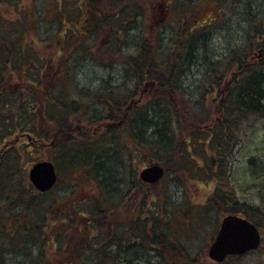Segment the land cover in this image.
Wrapping results in <instances>:
<instances>
[{
    "label": "trees",
    "instance_id": "1",
    "mask_svg": "<svg viewBox=\"0 0 264 264\" xmlns=\"http://www.w3.org/2000/svg\"><path fill=\"white\" fill-rule=\"evenodd\" d=\"M73 1L75 4L68 5ZM169 1L173 5L179 6V9L175 11L177 12L178 20L176 23L180 29L177 32L176 46L172 49L173 53L171 55H174V57H166L165 54L163 56L160 55L165 51L163 41L168 38L167 29L170 26L167 24L169 23L168 21L159 24L157 22L155 32L153 34H146L149 37V42L144 44H141L140 41L137 42L135 44L136 52L128 56L127 60L129 61H123L124 72H127V80L123 81L122 86L133 83L136 89V86L141 87V84L144 85L146 82V78H149L151 80H148L146 83L148 88L155 85L160 88L159 90L162 95L173 94L174 91L178 101L172 99L167 102V97H159L158 99L146 102L142 106L133 105V107L131 106L132 108L129 107L127 117L130 115V132L141 141V145L152 147L150 142H154L156 146L165 149L171 154L167 162L163 160L162 163L160 162L166 171L164 178L166 174H169L170 163L177 145H180L179 149L181 153L184 151L190 155L189 147L198 153L199 150L197 149H200L201 152L207 143L206 146L214 152L213 157L208 155L205 158L204 164H200L194 156H192L193 158H186L181 154V161L183 163L180 165H184V168L191 170L193 174L198 175L201 172H206L207 176H203L198 180L200 185H203V182L210 181L212 178L215 179L213 198H207L209 204L210 201L217 199V207H222L224 215L229 213L244 215L262 229L264 228L262 223L264 209L253 204H246L245 201L242 202V200L237 199L234 193H232V189H230L232 188L231 183H225L222 179L224 172L221 171L222 162L225 163L224 167L226 168L229 161L227 159L228 154H231L238 142L237 131L240 128V124L250 116L254 117L256 114H264V26L262 19L258 21L259 23L251 22L249 24L250 30L248 36L254 42L251 47L247 48V50H245L243 45L228 48L223 55H216L217 59H215L213 56L205 55L203 42L204 40H209L213 22L218 19L212 17L204 28L203 24H198V20L191 25L192 21L190 19L186 23L185 13L188 9L189 11L198 12L201 5H198L197 9H195V0ZM209 1L211 2L212 0ZM214 1L216 4L215 11L220 18L221 14H223L222 10L225 8L224 0ZM19 2L20 0H0V4H5V7L18 5ZM80 2L81 0H54L57 14L53 21L60 27L54 33L60 40L59 43L55 42L59 47L57 51L58 65L57 63L55 65L48 64V61L37 59V55L34 53V48H32L31 44L33 39L30 41L28 36L33 23L29 10L26 12L23 10L19 11L20 16H22L19 18L20 24L0 10V262H5L10 257L8 256V251H5V245H17L23 241L30 243L32 247L39 248L38 254L35 257L31 255L30 259H26V262L27 260L29 262L28 264H50V260L45 259L44 253L47 250L46 243L50 240L55 244V248L63 252L65 259L71 258L68 259L71 264H122L121 262H126L127 260L132 261L130 250L123 248L122 244L116 240L113 241L116 233L113 232L112 234V230L106 234L108 239H105L107 241V245L105 246H100V243L103 241L99 240L89 243L85 248L81 247L79 249L75 247V249L67 250L65 246L68 248L71 246L65 245L67 242L66 238L63 239L65 242L57 239L72 232H79V228L73 223L74 218L70 216L69 212H58L56 210L55 204L60 199H57L56 203H52L51 201L44 202L42 197L47 193H40L35 189L27 176V171L30 165H32L31 162L34 163L36 162L35 160H39L33 157L32 149L36 147L39 149V144L48 146L52 145L53 142H57L59 148L61 144L60 155L52 159L57 166L60 162H63L69 169L75 166L81 167L87 176L92 174L90 172L95 171V176L92 177L99 182L102 180L104 182L106 175V179L109 182L120 175L119 167H121V163L114 153H109V151L107 153H100L86 146L83 149L81 157L79 151L74 153L68 151L65 147L63 148V139L70 135L75 137L83 132V130L82 132L74 130V123L82 124L80 120L83 121L78 118V111L81 109L80 105L83 102L81 104L78 100L69 98L68 92L71 84L66 79V75L67 73L70 75L69 62L72 52L76 49L86 53H97L98 51L99 54L103 50H108V54L113 55L114 53L105 45V40L107 38L109 40V36L111 35L109 33L111 28L118 30L116 25L120 24L122 26L121 30H123L124 22L126 20L131 22L130 18H134L133 21L138 23L140 19H143L142 17H147L145 13V11L147 12V8L144 5H148L145 0H90V5L91 3L92 5H99L97 9L92 8L89 13L90 15L93 14L94 19L97 18V20H94V22H91V19L87 20L88 25H86L85 30H82L83 24H81L82 18L80 13L83 5ZM245 4L250 7L247 10L248 12L255 11V5L251 3ZM234 5H238V3ZM239 5L242 6V3H239ZM16 7L13 9H16ZM44 8L47 10L49 7L44 5ZM208 10H210V7H204L199 14L208 12ZM258 10L263 12L262 8ZM241 11L245 14V10L241 9ZM244 14L243 20H248V16L246 18ZM156 15L153 14L152 5L151 19H156ZM120 17L121 23L118 22ZM44 19L49 20L46 17ZM66 21H69V23L65 24ZM61 23L66 26H60ZM34 26L39 35H48L50 41L54 40V35H49L54 31L51 33H41L39 32L38 22L33 24ZM198 26L202 28L196 31ZM210 26L212 27L210 28ZM127 29L128 27L124 30L126 35ZM158 30L159 32H157ZM89 40H92V42H89ZM87 42L89 45H86ZM258 48L263 50V55L259 59H253V56L259 51L257 50ZM195 64L198 65V68L205 65L208 66L202 70L204 81L201 84L196 83L195 86L191 87L192 84H188L186 77L190 74L188 71L190 66H194ZM223 64H227V69L230 70L229 75L232 78L224 86L225 97L219 100L220 120L205 123L204 118L199 117L204 112V108L206 109V106L197 107L196 104L200 103L201 99L205 102L208 93H218L226 73L221 71ZM235 64L238 65L241 72H233L232 74L231 68ZM50 72H52L51 78L53 77V81L49 87L47 77ZM44 77H46V80H44ZM199 85L204 86V91L196 90L200 88ZM108 88L110 87L107 86L106 93L103 94L106 95V98H112L113 103L108 101L107 104L115 107L109 112V115L116 113L118 109L121 110L122 106L125 108V104L137 93L133 92L128 96L119 97L116 95V88ZM183 89L184 93H182L179 99V92ZM84 95L87 96L86 93ZM98 100L102 101L101 99ZM184 108L188 114L192 112V116H194V112L201 113L197 117H194L196 121H194L195 125L192 127L187 124H185V127L180 123L179 118H182L181 110H184ZM38 117L41 119L36 123ZM104 120V117H101L98 121L102 122ZM44 121L45 125L48 126L46 132L44 131ZM29 134L32 136L31 141L28 139ZM56 134L58 136L57 139H55ZM104 141L101 139L98 142L101 144ZM45 143L47 145H43ZM74 156L79 158L75 163ZM209 157L210 160L207 162ZM218 165L220 170H218ZM15 168L25 173L21 178H25L27 183H22V179L14 182L13 175L15 174ZM132 176L129 190L130 195H132L135 187L139 191L140 189L149 187L147 194L153 199V202H157V198L163 197L164 190L162 187H158L164 178L159 182V186L157 187L154 184L144 183L137 175H134L133 171ZM148 195L147 197L149 198ZM94 196L97 197V195ZM83 201L89 203L90 198H86ZM81 203L77 204L79 209L77 211L78 216L86 213V211H82L85 205ZM93 204L100 206L98 200H94ZM170 204L174 206L173 203L170 202ZM98 206H96V209L94 208L96 213H90L101 217L103 208ZM139 210L141 211L142 209L140 208ZM178 214L180 215V212ZM186 215L185 229L187 228L186 225L194 222L192 219L198 217L192 206L186 211ZM177 217L178 221L180 219L184 220V217ZM57 218L61 219V221L58 222V225L54 226V234L50 236L48 234V232L51 233L52 225L50 224ZM78 219L83 223L85 218L81 216ZM45 222L47 223L45 224ZM100 228L98 227V229ZM102 235L104 234L100 233L95 238ZM86 236L82 237L85 238ZM151 241L150 248H153L156 252L160 251L159 244L161 240L151 239ZM108 243L116 244L117 248L114 251L110 250ZM185 249L187 250V248ZM87 251L88 254L90 251H93L97 255L98 260L96 262H88L85 259ZM22 254L19 251L9 255L23 258ZM184 255L186 259H182L183 263L193 264V261L187 257L188 255L185 252ZM140 256L138 258L139 262L146 255L143 253ZM15 257L12 258L17 259ZM231 257L239 258L240 256ZM126 264L135 263H130L129 261Z\"/></svg>",
    "mask_w": 264,
    "mask_h": 264
},
{
    "label": "rangeland",
    "instance_id": "2",
    "mask_svg": "<svg viewBox=\"0 0 264 264\" xmlns=\"http://www.w3.org/2000/svg\"><path fill=\"white\" fill-rule=\"evenodd\" d=\"M145 1L148 5H144V7L147 8V12L144 10L147 14L146 18L142 17L143 19H140L138 23L133 21L134 18H130L131 22L126 20L123 24V30H121L122 26L120 24L116 25L118 30L111 28L109 32L111 35L109 36V40L108 38L105 40V45L114 53L113 55H109L108 50H103V52L99 54L98 51L97 53H86L76 49L72 52V57L69 62L70 75H68V73L66 75V79H68L71 84L68 92L69 98L76 99L81 104L83 102V104L80 105L81 109L78 111V118L83 120H80V123L84 125V129H78L77 123H74V128H77L74 130L76 132L78 130H81L78 132H82L83 130V132L75 137L70 135L63 139V148L65 147L68 151L74 153L79 151L81 157L83 155V149L86 146L100 153H107L108 151L109 153H114L121 163V167H119L120 175L110 182L106 179V175L105 181L103 182L102 180L99 182L92 177L95 176V171L90 172L92 174L87 176L81 167L75 166L69 169L59 160L60 164L58 165V171L60 172V183L54 190L44 194L42 200L46 203L49 201L56 203L57 199H60L59 202L55 204L56 210L58 212H69L70 216L74 218L73 223L79 228V232L71 231L72 233L69 235L57 239L65 242L63 239L66 238L67 242L65 245L68 244L71 246L69 248L65 246L67 250H71L72 248L75 249V247L79 249L81 247L85 248L89 243L99 240L103 241L100 243V246H105L107 245L105 239H108L106 234L110 233L112 230V234L113 232L116 233V236L113 237V241L116 240L118 243H121L123 248L130 250L131 255L133 254L136 256L135 253L137 252L140 258V254L145 253L146 256L143 257L142 261L139 262V259L134 260L135 264H184L182 260L186 259L184 252L188 255V258H191L193 264H217L210 259L207 253L209 245L217 234L221 219L224 217L222 207H217L218 200L215 199L210 201V204L207 200L208 197L213 198L212 194L213 190H215V179L212 178L210 181L203 182V185H200L198 180L203 176L206 177V172H201L198 175L195 173L193 174L191 170L185 169L184 165H180L183 163V161H181V154L186 158H193L192 156H194L200 164H204L205 158H207L208 155L213 157L214 152L206 146L207 143L205 146L203 144L204 149L201 150V152L200 149H197L199 150L198 153L195 152L193 148L189 147L190 155H188V152L184 151L181 153L179 149L180 145H177V149L170 163L171 168L169 174H166L160 186L159 184L156 185L157 187L159 186L158 188L162 187L164 190L163 197L157 198V202H153V199L147 194L149 187L140 189V191L135 187L132 195H130L129 192L131 178L133 177L132 171L134 175H137L140 179L139 174L141 170L150 164L151 161L162 163L163 160L167 162L171 154L165 149L156 146L154 142H150L152 147L140 144L141 141L130 132V115L127 117L129 113L128 108H132L133 105H137L138 107L142 106L146 102L158 99L159 97H167V102L172 99L178 101L174 91L173 94L167 93L171 96L169 97L168 95H162L159 90L160 88L155 85L148 88L146 83L148 80H151L149 78H146V82L144 85L141 84V87L136 86V89L133 83L131 85L122 86L123 81L127 80V72H124L123 61H129L127 60V58H129L128 56L136 52L135 44H137V42L140 41L141 44L149 42V37H147L146 34H153L155 32L157 22L159 24L168 21L169 23L167 24L170 26L169 29H167L168 38L163 41V48L166 52L164 51V53L160 55L163 56L165 54L166 57H174V55H171L173 53L172 49L176 46L178 38L177 32L180 29L179 25L176 23L178 20L176 15L177 12L175 11L179 9V6L171 4L172 2L169 0ZM89 2L90 0H81L80 2V4L83 5V9L80 13L82 18L81 24H83L82 30H85L86 25H88L87 20L91 19V22L97 20V18L94 19L95 17L93 14L90 15L89 13L92 8L97 9L99 5H92V3L90 5ZM194 3L196 4L195 9H197L198 5H201L200 10L196 12L193 10L189 11L188 9L185 13L186 23L188 19L192 21L191 25L198 20V24H203L202 26L204 28L212 17L218 19L213 22V27L210 26V28L212 27V33L209 40H204L203 42L205 55L213 56L215 59H217L216 55H223L228 48L243 45L245 50H247V48L251 47L254 43L253 40L249 39L250 36H248L250 30L249 24L251 22H258L262 19L264 26V0H224L225 8L222 10L223 14H221L220 18L215 11L216 4L214 0L211 2L209 0H195ZM237 3L238 5H234ZM239 3H242V6L239 5ZM245 3L255 5V11L248 12L247 10L248 8L250 9V7ZM54 4H56L54 0H20L18 5L5 7V4H0V10L19 24L21 23L19 18L22 17L19 11L23 10L26 12L29 10L33 23L32 29L28 32V36L30 41L33 39L31 44L32 48H34V53L37 55V59L48 61V64L55 65L57 63L58 65L57 51L59 47L55 42L59 43L60 40L54 33L60 27L53 21L57 14ZM70 4L73 5L75 3L73 1L68 5ZM151 4L153 5V14H157L155 16L156 19H151L150 17L152 13ZM44 5L49 8L45 10ZM15 7L16 9H13ZM204 7H210V10H208L209 13L204 12L200 15L199 12ZM259 8H262L263 12L259 11ZM241 9L245 10V14ZM241 13H243L246 18L248 16V20H243L244 16ZM90 16L91 18H89ZM44 17L49 20L46 19V21ZM37 18L39 19L37 20ZM120 20L121 17L118 20L119 23H121ZM37 22L39 32L51 33L54 31L49 34L52 36L54 35V40L52 39V41H50L48 35L38 34L35 26L33 27V24ZM68 23L69 21H66L65 24ZM65 24L61 23L60 26L64 27L66 26ZM127 27L126 35L124 30ZM201 28L202 27L198 26L196 31ZM162 31L164 32V30ZM157 32H159V30ZM89 42H92V40H89ZM86 45H89L88 42ZM257 50H259V48ZM261 57L262 56H260L257 51L253 59H259ZM207 66L208 65H205L199 68L197 64L190 66L188 70L190 74H188L186 78L188 84H192L191 87L195 86L196 83L201 84L204 81L202 70ZM231 70L232 74L233 72H241L236 64ZM221 71L226 73L218 93H208L205 102L201 99V102L196 104L197 107L206 106L202 114L194 112V116H192V112L188 114L185 108L181 110L182 118L180 117L179 119L180 123L184 126L185 124L191 127L195 125L194 121L196 120H194V117H197L198 114H201L199 118H204L205 123L220 120L221 111H219L218 108L220 103L219 100L225 97L226 93L224 92V86L226 82L230 81L232 78V76L229 75L230 70L227 69V64L221 66ZM51 75L52 72H50L47 77L49 87L53 81ZM44 80H46V77H44ZM107 86L110 87L108 89L116 88L117 91L115 90V92L119 97L128 96L133 92L137 93L125 104V108L122 106L121 110L118 109L116 113L109 115V112L115 107L107 104L108 101L113 103L112 98H106V95L103 94L106 93ZM199 86L200 88L196 90L204 91V86ZM84 93H86L87 96H85ZM182 93H184V89L179 92V99ZM101 117L105 119L102 122L98 121ZM40 119L41 118L38 117L36 123ZM43 124L44 131L46 132L48 126L45 125V121ZM101 124L102 127H100V130L93 129V131H84L88 126L94 125L97 127ZM237 132L238 142L231 154H228V158L226 157L229 159L227 163L228 166L225 168V163L222 162L223 166L221 171L224 172L222 179L225 183H231L232 188L230 189H232L231 191L237 199L242 200V202L245 201L246 204H253L264 209V114H256L254 117L250 116L240 124V128ZM102 135L104 136L102 137ZM101 139L105 141L100 144L98 141ZM177 144H179V142H177ZM91 148H89V150H91ZM60 149L61 144L59 148V145H55L54 142L52 145L50 144L48 146L39 144V149L38 147L32 149V155L36 159H54L60 155ZM210 157L207 162L210 160ZM74 158V163L79 160L76 156H74ZM31 163L33 164V162ZM21 169L23 170L22 167ZM218 170H220L219 165ZM14 171V182H18L22 179V183H27L25 178H21L25 173L18 171L17 168H15ZM223 191L227 192L225 190ZM94 195H97V197ZM147 195L150 200H148L149 198ZM169 196L170 198L168 199ZM86 198H90L89 203L83 201ZM94 200H98V204L100 205L96 206L103 208L101 217L90 213H96L94 210L96 206L93 204ZM80 202L85 205L82 211H86V213L78 216L77 211H79V209L77 204ZM170 202L173 203L174 206H172ZM191 206L198 217L192 219L194 222L186 225L187 228L185 229V218H187L186 211H188ZM140 208L143 212L139 210ZM160 209L163 210L157 211ZM178 212H180V215ZM81 216L85 218L83 223L78 219ZM177 216H181V218L184 217V220L180 219L178 221ZM59 217L64 218L62 216ZM63 220L66 222L65 219ZM59 221H61V219L59 220L57 218L50 224L52 225L51 233L48 232L50 236L54 234V226L58 225ZM41 223H43V221H41ZM46 223L47 222H45V224ZM169 223H171V225H169ZM262 223L264 225V217ZM66 224L69 225L68 222H66ZM98 227L101 228L98 229ZM261 230L263 232V242L259 249L248 252L239 258L230 257L221 264H264V228ZM100 233L104 235L95 238ZM85 235H87L85 238L82 237ZM151 239L161 240L159 244L160 251L156 252L153 248H150L152 243ZM22 242L23 241L12 246L5 245V251H8V256L10 257L7 256L8 258L5 262H0V264H28L29 262L28 260L26 262V259H30L31 255L35 257L38 254L39 248L32 247L30 243ZM52 242L53 241L50 240L46 243L47 250L44 252L45 259L50 260V264H71L68 261V259L71 258L65 259L63 252L55 248V244ZM108 244L110 250L114 251L117 248L116 244ZM185 248H187V250ZM19 251L23 253V258L9 255ZM85 255V259L88 260V262H96L98 260L97 255L93 251H90L89 254L87 251ZM12 257L17 259H13ZM122 264H124V262Z\"/></svg>",
    "mask_w": 264,
    "mask_h": 264
},
{
    "label": "water",
    "instance_id": "3",
    "mask_svg": "<svg viewBox=\"0 0 264 264\" xmlns=\"http://www.w3.org/2000/svg\"><path fill=\"white\" fill-rule=\"evenodd\" d=\"M164 174V167L156 163L145 167L140 177L145 182L157 183ZM29 177L39 190L51 189L57 181L54 163L50 160L35 163L30 169ZM261 241V231L254 222L238 214H229L221 221L218 233L210 245L209 256L222 262L230 254H243L258 248Z\"/></svg>",
    "mask_w": 264,
    "mask_h": 264
},
{
    "label": "flooded vegetation",
    "instance_id": "4",
    "mask_svg": "<svg viewBox=\"0 0 264 264\" xmlns=\"http://www.w3.org/2000/svg\"><path fill=\"white\" fill-rule=\"evenodd\" d=\"M84 127V125L83 124H77V128L78 129H82ZM100 127H102V124L101 125H99V126H88L87 127V129L86 130H84L85 132H87L88 130H92L93 131V129H95V130H100ZM76 127H75V129H77ZM78 131H81V130H78ZM57 134L55 135V139H57ZM55 145H57V142H55ZM136 254V256L135 255H133V257H132V255H131V257H132V261L131 260H127L126 262H129L130 261V263H134V260H138V258H139V256H138V254H137V252L135 253ZM126 262H124V264H126ZM123 263V262H122Z\"/></svg>",
    "mask_w": 264,
    "mask_h": 264
}]
</instances>
